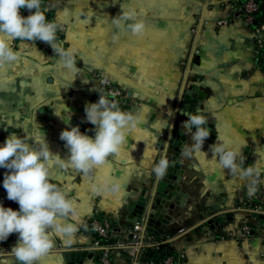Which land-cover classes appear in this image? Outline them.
Returning <instances> with one entry per match:
<instances>
[{
    "label": "crops",
    "instance_id": "0c3cea01",
    "mask_svg": "<svg viewBox=\"0 0 264 264\" xmlns=\"http://www.w3.org/2000/svg\"><path fill=\"white\" fill-rule=\"evenodd\" d=\"M229 1L50 0L46 9L64 28L63 46L78 49L75 75L67 73L48 43L12 41L21 58L15 65L0 68V145L12 133L28 134L29 143L44 137L53 154L67 158L70 152L60 139L66 127L79 126L94 137L95 125L87 121L85 105L97 102L100 92L95 71L130 96V106L123 111L144 118L129 133L123 151L92 174L53 166L52 182L77 201L78 214L71 222L79 231L70 246L57 238L40 264H69L68 253L75 250L90 254L75 264H98L90 229L95 216L114 222L117 239L130 238L125 229L134 225L131 219L139 211L137 203L146 200L144 216L150 210L158 179L152 167L167 147L172 129L181 147L167 174L175 178L172 184L181 206L164 201L172 218L169 225L161 226L164 234L170 239L207 218L234 213L223 227L203 225L171 243L170 250L185 255L183 264H264L259 241L221 239L254 220L248 213L250 202L264 192L262 182L249 195L247 182L213 161L210 150L219 136L232 146H242L245 167L260 159L258 152L264 156V69L255 55L257 44L264 42V31L257 34L236 13L229 25L217 27V20L233 14L225 4ZM122 5L135 8L147 20L143 38L121 33L113 42L116 28L111 19L122 13ZM260 17L264 19V9ZM193 88L203 94L200 108L209 117L211 135L202 149L206 154L186 158L181 149L192 143L191 134H184V117L177 110L184 92ZM66 108L71 111L70 125L62 119H69ZM6 171L0 168L1 182ZM109 177L119 181L121 190L98 193L96 186ZM10 236L7 251L18 240L17 233ZM115 261L131 264L122 250L115 252Z\"/></svg>",
    "mask_w": 264,
    "mask_h": 264
},
{
    "label": "clouds",
    "instance_id": "9594fccd",
    "mask_svg": "<svg viewBox=\"0 0 264 264\" xmlns=\"http://www.w3.org/2000/svg\"><path fill=\"white\" fill-rule=\"evenodd\" d=\"M22 9H27L29 15H23ZM46 11L42 0H0V68L20 61L21 53L12 41L39 40L50 45L67 73L75 75L79 72L76 65L78 49L65 48L57 40L61 25L58 21H50ZM111 23L116 28L113 42L120 39L121 33H131L140 39L148 31L144 16L125 5H122V13L112 18ZM65 112L70 114L69 119L66 120L65 116L62 119L70 125L71 111L66 108ZM85 113L87 121L95 125V136L81 132L79 126L66 127L60 139L70 152L67 158L53 154L44 137L29 143L28 134L20 137L12 133L0 145V168L8 170L4 174L3 187L7 198L19 204V209L14 210L0 203V242L6 241L13 233L18 234V240L10 251L0 257V264H40L55 247L57 238L70 246L79 231V226L71 222V218L78 214V205L66 189L52 182L53 166L72 167L92 174L106 164L109 157L122 152L128 143L129 133L144 123L140 114L123 111L118 101L103 93L97 102L85 105ZM184 114L188 119L182 123V128L185 135L191 134L192 143H185L181 154L190 158L204 152L202 149L211 131L207 127L209 117L201 109ZM210 150L213 161L230 170L232 176L247 182L249 195L256 193L259 184L264 182V156L258 152L260 159L245 167L247 157L242 146H232L219 136ZM169 167L166 147L152 171L158 179H163ZM95 190L102 194L115 193L121 190V185L109 177L103 179Z\"/></svg>",
    "mask_w": 264,
    "mask_h": 264
},
{
    "label": "built area",
    "instance_id": "2783aa9c",
    "mask_svg": "<svg viewBox=\"0 0 264 264\" xmlns=\"http://www.w3.org/2000/svg\"><path fill=\"white\" fill-rule=\"evenodd\" d=\"M50 0H42V7L46 9V5ZM226 6L231 7L233 14L231 17L222 16L217 20V27L229 25L234 20L236 13L249 28L253 29L257 34L264 31V19L260 20V13L264 6V0H232L225 3ZM224 5V4H223ZM48 19L53 20L46 9ZM22 14L27 16L29 12L27 9L21 10ZM64 28H60L57 32V40L62 42L64 40ZM19 42L20 40H15ZM38 41V40H37ZM29 41V42H37ZM255 55L258 60V65L264 69V42L260 41L255 49ZM95 79L100 84V92L96 95L98 101L100 93L105 94L109 99L118 101L121 109H128L130 106V96L118 89L109 79L105 78L101 72L95 71L93 73ZM0 203L5 207H11L14 210L19 209V204L7 198V192L3 187V182L0 181ZM249 210L264 213V192L256 200H252L249 205ZM145 222L139 221L134 225L127 227L125 230L130 234L127 241L117 239L118 228L110 218H102L95 216L90 220V229L95 235L93 248L97 252L98 264H117L115 261V252L122 250L127 252L130 256L131 264H183L185 255L183 253H174L171 251L169 254L161 259H152L147 261L146 249L153 247L155 250H161L157 237L144 231ZM163 237V236H162ZM10 240L12 237L9 236ZM169 238L166 237V241ZM222 240L230 239L237 242H253L259 241L264 250V224L259 228L257 220L249 223H244L237 230L229 232L227 235L221 236ZM6 241L0 242V257L6 253Z\"/></svg>",
    "mask_w": 264,
    "mask_h": 264
},
{
    "label": "water",
    "instance_id": "95a60500",
    "mask_svg": "<svg viewBox=\"0 0 264 264\" xmlns=\"http://www.w3.org/2000/svg\"><path fill=\"white\" fill-rule=\"evenodd\" d=\"M203 99V94L199 92L198 89H191L186 90L184 95L180 98L178 103V114L183 115L184 121L188 119V116L184 113L187 112H194L196 109H201V102ZM207 127H210L209 124ZM195 129V128H194ZM181 147L180 139L176 135V131L174 129L171 130L169 134V140L167 142V156L171 162L175 161L176 157H178V152ZM175 180L173 176L170 174H166L163 179H157L156 186L152 193V203L150 206V210L147 216H144L143 209L146 205V200L141 199L137 205L139 206V211L136 212L137 215L131 219L133 224L144 221L145 222V232H153L155 234H164L161 226L162 225H169L172 221L171 216L168 214V203H174L176 206H181L178 202L179 194L176 191V188L173 186L172 182ZM168 203H165V202ZM232 212L223 213L220 215L212 216L207 218L201 222H199L196 226L174 236L166 241V244H171L178 239L182 238L183 236L189 234L191 231H196L201 228L203 225H209L211 228H215L216 224L223 227L224 224H228L229 221L232 220L230 215H233ZM251 218L257 220L259 223V228L262 227L264 224V213L263 212H256L253 210H248ZM224 216V217H223ZM147 217V218H146ZM147 219V221L145 219ZM67 262L69 264H75L76 261L79 262L81 258L87 257L89 254L88 251H72L68 253Z\"/></svg>",
    "mask_w": 264,
    "mask_h": 264
},
{
    "label": "trees",
    "instance_id": "16d2710c",
    "mask_svg": "<svg viewBox=\"0 0 264 264\" xmlns=\"http://www.w3.org/2000/svg\"><path fill=\"white\" fill-rule=\"evenodd\" d=\"M263 9L264 8H262V10ZM151 234L157 237L158 241L161 242L159 244V246L163 249L155 250V249H153V247H148L146 249L147 261L152 260V259H161L172 251V250H170V244H166V237H169V236H166L165 234H163V235L162 234H155V233H151Z\"/></svg>",
    "mask_w": 264,
    "mask_h": 264
}]
</instances>
